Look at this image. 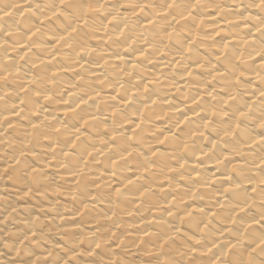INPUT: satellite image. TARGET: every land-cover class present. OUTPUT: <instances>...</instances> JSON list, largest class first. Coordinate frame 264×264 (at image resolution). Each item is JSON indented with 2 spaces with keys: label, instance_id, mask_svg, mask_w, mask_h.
Returning a JSON list of instances; mask_svg holds the SVG:
<instances>
[{
  "label": "clouds",
  "instance_id": "1",
  "mask_svg": "<svg viewBox=\"0 0 264 264\" xmlns=\"http://www.w3.org/2000/svg\"><path fill=\"white\" fill-rule=\"evenodd\" d=\"M0 264H264V0H0Z\"/></svg>",
  "mask_w": 264,
  "mask_h": 264
}]
</instances>
